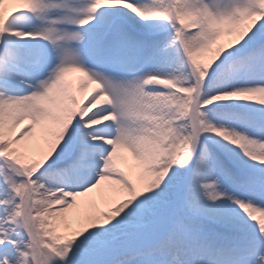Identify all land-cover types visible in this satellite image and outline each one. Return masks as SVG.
<instances>
[{
  "label": "snow or ice",
  "instance_id": "1",
  "mask_svg": "<svg viewBox=\"0 0 264 264\" xmlns=\"http://www.w3.org/2000/svg\"><path fill=\"white\" fill-rule=\"evenodd\" d=\"M0 264H264V0H0Z\"/></svg>",
  "mask_w": 264,
  "mask_h": 264
}]
</instances>
